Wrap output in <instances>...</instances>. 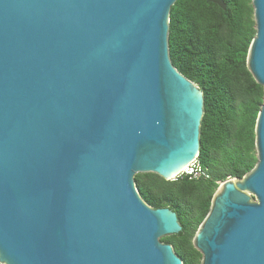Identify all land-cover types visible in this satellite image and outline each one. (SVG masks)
<instances>
[{"label": "water", "instance_id": "1", "mask_svg": "<svg viewBox=\"0 0 264 264\" xmlns=\"http://www.w3.org/2000/svg\"><path fill=\"white\" fill-rule=\"evenodd\" d=\"M174 2L0 0L1 264H183L160 240L176 213L134 182L199 153L203 93L168 54ZM251 5L257 160L213 193L200 264H264V0Z\"/></svg>", "mask_w": 264, "mask_h": 264}, {"label": "trees", "instance_id": "2", "mask_svg": "<svg viewBox=\"0 0 264 264\" xmlns=\"http://www.w3.org/2000/svg\"><path fill=\"white\" fill-rule=\"evenodd\" d=\"M226 8L206 0H175L168 17V54L172 65L203 93L198 159L207 179L165 180L138 172L140 197L153 208L176 213L181 230L164 235L183 264H200L193 236L206 216L217 181L241 178L256 163L254 125L263 87L246 66L255 34L251 0H224ZM1 264V263H0Z\"/></svg>", "mask_w": 264, "mask_h": 264}, {"label": "built area", "instance_id": "3", "mask_svg": "<svg viewBox=\"0 0 264 264\" xmlns=\"http://www.w3.org/2000/svg\"><path fill=\"white\" fill-rule=\"evenodd\" d=\"M187 178V179H207L209 174L206 169L200 163L198 156H195L189 163L183 166L172 178L171 180Z\"/></svg>", "mask_w": 264, "mask_h": 264}, {"label": "rangeland", "instance_id": "4", "mask_svg": "<svg viewBox=\"0 0 264 264\" xmlns=\"http://www.w3.org/2000/svg\"><path fill=\"white\" fill-rule=\"evenodd\" d=\"M230 178V177H229ZM222 181H217V187H218V185L221 183ZM216 187V188H217ZM215 192V191H214ZM161 239V238H160Z\"/></svg>", "mask_w": 264, "mask_h": 264}]
</instances>
